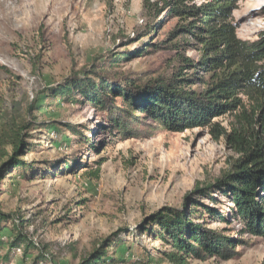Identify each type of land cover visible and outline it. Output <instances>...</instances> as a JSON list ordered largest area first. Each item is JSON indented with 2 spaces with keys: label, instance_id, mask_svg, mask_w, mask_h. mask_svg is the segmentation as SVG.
<instances>
[{
  "label": "rangeland",
  "instance_id": "374dc122",
  "mask_svg": "<svg viewBox=\"0 0 264 264\" xmlns=\"http://www.w3.org/2000/svg\"><path fill=\"white\" fill-rule=\"evenodd\" d=\"M148 4L161 8L155 18L147 17ZM234 22L239 38L259 39L264 0H241ZM181 24L160 0H0V118L8 113L34 125L35 116L55 125L28 130L31 149L23 157L28 167L0 178V209L28 220L26 234L46 245L56 264H82L107 239L114 258L107 264H156L151 258L173 264L163 242L139 235L138 225L162 207L181 208L188 193L215 182L236 158L209 128L173 133L147 121L137 127L138 135L124 138L109 132L106 115L84 100L60 102L46 92L94 67L116 81L136 77L138 87L171 77L179 57L195 63L202 55L201 46L186 37L169 41ZM154 25L153 42L165 41L163 47L143 52ZM33 101L42 109L29 114ZM230 119L218 121L228 126ZM87 137L98 150L85 143ZM213 194L218 207L229 211L230 199ZM208 222L244 241L239 256L188 264H264V239L245 232L240 221ZM20 258L21 253L10 264H20Z\"/></svg>",
  "mask_w": 264,
  "mask_h": 264
},
{
  "label": "trees",
  "instance_id": "16d2710c",
  "mask_svg": "<svg viewBox=\"0 0 264 264\" xmlns=\"http://www.w3.org/2000/svg\"><path fill=\"white\" fill-rule=\"evenodd\" d=\"M202 1L198 5L195 0H160L169 16L182 23L169 41L182 36V40L186 37L201 46L200 59L192 63L191 59L179 57V65L171 77L138 87L136 77L116 81L108 71L94 67L83 73L74 72L63 84L46 91L60 102L84 100L106 115L109 132L124 138L138 135L137 127L149 124L147 121L173 133L209 128L214 139H223L235 153L228 170L215 182L198 185L188 193L181 208L162 207L138 225L139 235L163 242L168 248L164 252L166 260L173 264L215 257L231 260L239 256L237 248L244 241L226 235L225 228L210 227L208 219L221 223L240 221L245 232L264 239V34L253 42L239 38L234 12L241 0ZM160 9L145 6L149 19L155 18ZM156 29L154 25L147 31L149 41L141 45L143 52L163 47L165 41L153 42ZM125 58L117 57L114 62ZM104 65L115 66L110 63L101 66ZM36 102L27 106L29 114L42 109L36 107ZM224 117L231 118L228 126L218 121ZM34 118V125L49 130L55 127L51 122L39 123L38 117ZM30 124L21 117L2 114L1 179L12 170L18 172L28 167L23 157L31 149L28 130L34 125ZM71 130L78 133L73 126ZM85 139L93 150H98L88 137ZM216 191L230 199L229 211L218 207L221 202L213 194ZM29 225L19 214L0 209V264L12 263L19 253L20 264H56L46 245L28 237ZM109 241L95 247L82 264L113 261L108 255L113 247ZM149 261L160 264L154 258Z\"/></svg>",
  "mask_w": 264,
  "mask_h": 264
}]
</instances>
